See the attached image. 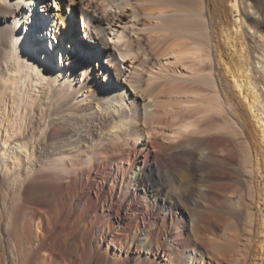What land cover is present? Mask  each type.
<instances>
[{
    "label": "bare ground",
    "instance_id": "1",
    "mask_svg": "<svg viewBox=\"0 0 264 264\" xmlns=\"http://www.w3.org/2000/svg\"><path fill=\"white\" fill-rule=\"evenodd\" d=\"M108 1L0 0V264H264V0Z\"/></svg>",
    "mask_w": 264,
    "mask_h": 264
},
{
    "label": "rangeland",
    "instance_id": "2",
    "mask_svg": "<svg viewBox=\"0 0 264 264\" xmlns=\"http://www.w3.org/2000/svg\"><path fill=\"white\" fill-rule=\"evenodd\" d=\"M66 1H68V0H61L62 3H66ZM53 3H54V0H47L46 4L51 5ZM104 3H105V5L107 3L106 8L108 10L114 9L113 8L114 4H110V2L108 0H105ZM44 4H45V1L38 3V5L30 4L29 7L26 8V10H25L26 12L25 11L23 12V15H22L23 21L28 20V17H31V15L35 12L36 13L41 12V14H42V12H44V11H42V10L38 11V9H39L40 5L44 6ZM64 7H65V5H64ZM69 7L71 8V6H69ZM72 7L75 8L74 21H73L74 31H75L76 35H80L82 30L80 29V26L78 25V22L76 21L79 19V12L81 11V9H83L85 11H87V10L89 11V10H91V8L88 7V4L86 5L83 3H76V2L72 4ZM51 11H52V9H51ZM31 27H32V24L27 21L26 27H25L23 32H25V33L28 31L30 32V30L32 29ZM22 30H23V28H22ZM60 40L61 39L58 37V42L56 44H54L53 49L49 50V51L46 48H44L41 44H39V46H37L38 50H40V55L43 58L42 60H40L41 61V62H39L40 64L41 63H43L44 65L48 64L46 67H48L49 69H53L54 64L56 63L55 60L57 59V63L60 62L59 64H61V66H63V67H64L63 64H69L70 63L71 64L70 68L73 67V65L75 66L77 64L78 68H76V69L78 70L82 67V66H80V63L85 62V63L89 64V66L91 65V67L95 68V72L96 71L98 72L100 69H102L104 71L107 70L106 81L109 80L114 84L118 83V81L120 80L121 77L117 78V76L115 75L116 66L114 63H111L110 60H107L108 59L106 56L107 54L105 53V54H103V56H100V58H96V56L99 55V51H100V48L98 47L97 43L88 42V41H84L82 38H81V40L77 38L74 42V43H77L76 44L77 45L76 46V53H73V52H69V51L66 52L65 49H62L59 45ZM63 41L66 42V40H63ZM20 42L22 43V46L25 45V47L27 48V42H25V38H24V40L22 39ZM69 56H71V57L69 58ZM72 57L75 60L74 63L70 61V60H72L71 59ZM129 59H130L129 57H126L123 60L122 68L125 65H129ZM192 184H193V186H192V197H191V200L188 201V203H187V208H191L192 202L197 197V195H199V193H198L199 192V181L196 179V173L194 174V180H193ZM189 204H190V206H189ZM98 246L102 252L105 251V253H106V258H105V260H103L104 261L103 264H110V259H112V258H116V257L125 258L127 256H128L127 258L129 259L128 264H137V263L138 264L139 263L140 264H146L149 260H152V259L153 260H160L162 263H164V262L167 263V261H168L167 256L162 252H158L157 254H152L146 250H140V251H135L134 249L127 250L126 248L120 247L119 245L112 242L110 240L109 236L108 237L104 236L103 238H101L99 240Z\"/></svg>",
    "mask_w": 264,
    "mask_h": 264
}]
</instances>
